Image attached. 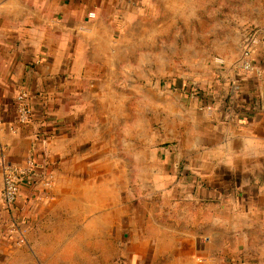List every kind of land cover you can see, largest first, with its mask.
I'll use <instances>...</instances> for the list:
<instances>
[{"label":"crops","instance_id":"1","mask_svg":"<svg viewBox=\"0 0 264 264\" xmlns=\"http://www.w3.org/2000/svg\"><path fill=\"white\" fill-rule=\"evenodd\" d=\"M0 264H264V0H0Z\"/></svg>","mask_w":264,"mask_h":264},{"label":"built area","instance_id":"2","mask_svg":"<svg viewBox=\"0 0 264 264\" xmlns=\"http://www.w3.org/2000/svg\"><path fill=\"white\" fill-rule=\"evenodd\" d=\"M235 70L238 77L249 76L251 77V72L254 68L251 65V47L244 48L242 51V56L240 61L236 64ZM263 76L262 72L256 71L255 78L261 79ZM233 94L238 96L240 93L238 88L233 89ZM212 106H206L205 110L208 112L212 111ZM16 118L19 124L29 125L32 123L33 111L30 107V100L27 93L21 91L16 96ZM43 176V177H42ZM36 179L42 180L44 187H49L50 181L49 176L45 173H41L37 164L33 160L27 161L24 167H19L16 165L7 166L3 173V184L1 198L4 206L7 209H11L18 197L21 185H33V188H37L41 182L36 181ZM25 232L22 233V237L15 242L16 246H20L24 242Z\"/></svg>","mask_w":264,"mask_h":264},{"label":"rangeland","instance_id":"3","mask_svg":"<svg viewBox=\"0 0 264 264\" xmlns=\"http://www.w3.org/2000/svg\"><path fill=\"white\" fill-rule=\"evenodd\" d=\"M182 77H185V76L182 75ZM169 82L171 83L172 89L174 90L175 86H176V84H175L176 81L175 80H169ZM167 83H168V81L161 79V78H157V79H153L151 81H148L147 84L152 85L153 87H156L157 90H159V91H164V90L168 89L166 87ZM169 91H171V90L169 89Z\"/></svg>","mask_w":264,"mask_h":264}]
</instances>
